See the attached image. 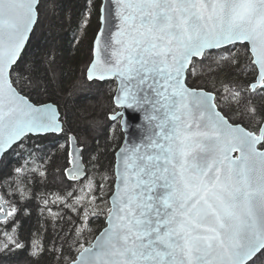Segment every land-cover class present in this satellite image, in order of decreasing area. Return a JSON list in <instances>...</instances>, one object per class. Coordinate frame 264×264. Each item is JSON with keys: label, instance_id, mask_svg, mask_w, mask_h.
Listing matches in <instances>:
<instances>
[{"label": "snow or ice", "instance_id": "1", "mask_svg": "<svg viewBox=\"0 0 264 264\" xmlns=\"http://www.w3.org/2000/svg\"><path fill=\"white\" fill-rule=\"evenodd\" d=\"M76 3L0 0V264H264V0Z\"/></svg>", "mask_w": 264, "mask_h": 264}, {"label": "trees", "instance_id": "2", "mask_svg": "<svg viewBox=\"0 0 264 264\" xmlns=\"http://www.w3.org/2000/svg\"><path fill=\"white\" fill-rule=\"evenodd\" d=\"M80 3H82V0H80ZM65 6L68 9H73V8H77L80 5L76 3V0H66V4ZM95 15V14H94ZM55 22L53 21H49V23ZM97 29V28H96ZM96 29H94V33ZM89 29H87L88 31ZM71 39V35H65V42H64V49H65V62L67 64H70L72 69H73V77L72 79L75 80L76 76L79 75V66H80V57H81V53H82V49L80 48L81 46V42L78 45H75L74 47H70L69 44L67 43L68 40ZM69 84H71V81L69 82ZM119 131V129H118ZM111 159V156L109 155L105 160L104 163L107 164L109 162V160ZM34 222V221H33ZM102 219L101 220H97L94 222L93 224V228H99V226L102 224ZM48 233L45 234V238H48ZM41 264H50L49 260L47 258H45Z\"/></svg>", "mask_w": 264, "mask_h": 264}, {"label": "rangeland", "instance_id": "3", "mask_svg": "<svg viewBox=\"0 0 264 264\" xmlns=\"http://www.w3.org/2000/svg\"><path fill=\"white\" fill-rule=\"evenodd\" d=\"M98 28V21L96 15L92 16L90 26L88 27L87 35L82 38L81 46L80 48L82 49L81 57H80V66L79 69L83 68L85 62L88 59V50H89V45L91 42V39L93 37L94 29Z\"/></svg>", "mask_w": 264, "mask_h": 264}]
</instances>
